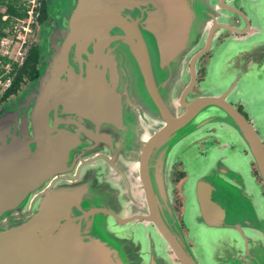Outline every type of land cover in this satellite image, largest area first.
<instances>
[{"label":"water","instance_id":"95a60500","mask_svg":"<svg viewBox=\"0 0 264 264\" xmlns=\"http://www.w3.org/2000/svg\"><path fill=\"white\" fill-rule=\"evenodd\" d=\"M45 3L38 75L0 104V264H264L249 166L264 184V0ZM208 51L206 92L189 96L186 63ZM227 120L248 156L225 126L220 146L204 137ZM181 160L200 263L172 210Z\"/></svg>","mask_w":264,"mask_h":264},{"label":"flooded vegetation","instance_id":"af4514ba","mask_svg":"<svg viewBox=\"0 0 264 264\" xmlns=\"http://www.w3.org/2000/svg\"><path fill=\"white\" fill-rule=\"evenodd\" d=\"M243 13H246L244 9H241ZM229 24L235 27L240 26V19L238 16L234 15L228 20ZM232 34L230 32H226L225 34H222L218 37V46H221L223 42L231 37ZM214 57V52L213 51H208L206 54L201 56L197 62L195 63H190V60L187 61L186 67H185V82L184 85H186L189 81L190 78V73L193 70L196 72V78L195 82L191 87V93L189 96H201L205 94L206 92V87L208 85V73H209V68L210 65L213 61ZM190 59V58H189ZM14 97V96H12ZM11 98V97H10ZM231 106L236 110V112L251 126H253L256 129V125L251 121L249 115L245 112L243 105L231 102ZM220 123V122H219ZM225 126V128L228 129V133L230 134V141L227 145L229 153L234 157L238 156H248V151L246 149L247 145L245 142L241 141V139L238 138L237 132L234 133L231 128L233 126L231 125V122L229 120L221 122L220 124L218 123H211V126L209 129H206V134L209 135H204V137L210 136V140L216 145L220 146L221 145V139H223L221 135V131L217 129V126ZM209 126H207L208 128ZM201 132V128L199 130ZM202 131H205L202 129ZM236 131V130H235ZM232 134V135H231ZM204 137H202L198 141V143H194V147H196V152L201 155L205 156V147L206 143L204 142ZM264 144V143H263ZM192 145V143H190ZM185 163L183 160L181 161H175L169 171V181L171 184V187L173 188V203H172V210L175 214V217L180 225V229L184 235V237L187 240V243L192 250L195 259L198 263H200V252L196 250L195 245H194V239L195 236L202 234L206 229L203 228H197L194 226V223H191V218L194 217L192 215L193 213V208L194 205L190 204V201L188 199V185H189V180H190V175L191 171L189 170H184ZM249 166H250V172L253 178L254 186L260 193V196L264 199V184L262 183L261 176L258 172V169L256 165L252 162L249 161ZM199 230V231H197ZM167 254L170 256L171 252L167 251ZM172 264H178L177 261L174 260L172 257Z\"/></svg>","mask_w":264,"mask_h":264},{"label":"trees","instance_id":"16d2710c","mask_svg":"<svg viewBox=\"0 0 264 264\" xmlns=\"http://www.w3.org/2000/svg\"><path fill=\"white\" fill-rule=\"evenodd\" d=\"M38 7L35 10V22L38 25L46 17V3L45 0H37ZM0 7H5L4 11L0 10V41L6 38L11 32L12 24L17 20L26 18L27 7L18 6L17 1L0 0ZM37 25H34V34L31 36L36 37ZM29 39L27 52L22 57L19 63L13 64L12 70L3 80L9 79V85L0 94V104L7 101L10 97L15 96L28 82L34 80L38 75L37 61L38 49L37 41L33 43ZM6 58V59H5ZM2 65H5L10 60L7 57L2 58ZM3 69L0 70V74Z\"/></svg>","mask_w":264,"mask_h":264},{"label":"rangeland","instance_id":"374dc122","mask_svg":"<svg viewBox=\"0 0 264 264\" xmlns=\"http://www.w3.org/2000/svg\"><path fill=\"white\" fill-rule=\"evenodd\" d=\"M6 1H17L18 2V6H23V7H27L30 5V2L32 0H6ZM37 1V0H36ZM1 11L5 10V7H0ZM18 27V22L16 21L15 23L12 24V29L11 32L9 33V35L5 38V43L3 46H1V41H0V70L3 69V73L0 74V78H1V84H0V94L1 92L9 85V79L3 80L4 76L8 75L10 73V71L13 69L12 66L13 64L19 63L20 59H17L18 62H14L12 59L17 58L16 56V52L18 51V47L16 44V40L14 39V36L16 35V32H14L15 28ZM37 37V34H36ZM36 37H30L29 39H32L31 41L33 43H35L37 41ZM12 41V42H11ZM10 42L9 46L7 47V43ZM28 47L25 49L24 51L25 53L27 52ZM23 51V52H24ZM7 52V53H5ZM7 57L8 60H10L9 58H12L8 63H6L5 65H2V58ZM19 58V57H18ZM6 59V58H5ZM3 76V77H2ZM171 186V184H170ZM171 191H172V203H173V197H174V193H173V188L171 187Z\"/></svg>","mask_w":264,"mask_h":264},{"label":"built area","instance_id":"2783aa9c","mask_svg":"<svg viewBox=\"0 0 264 264\" xmlns=\"http://www.w3.org/2000/svg\"><path fill=\"white\" fill-rule=\"evenodd\" d=\"M37 7H38V2L36 0H32L27 8L26 18H24L23 20H17L18 27H16L14 30V32H16L14 39L16 40V44L18 47V51L16 52L17 58L14 59L9 58L10 60L12 59L14 62H18L17 59H20V61L22 60V57L25 54L24 48L28 44L29 38L34 34V25H37L35 22V10ZM5 40H6L5 38L1 40V46L4 45ZM9 44L10 42L6 44L7 47L9 46ZM0 84H1V78H0Z\"/></svg>","mask_w":264,"mask_h":264}]
</instances>
